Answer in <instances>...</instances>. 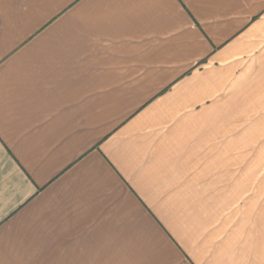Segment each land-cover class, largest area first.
<instances>
[{
    "label": "crops",
    "instance_id": "obj_1",
    "mask_svg": "<svg viewBox=\"0 0 264 264\" xmlns=\"http://www.w3.org/2000/svg\"><path fill=\"white\" fill-rule=\"evenodd\" d=\"M0 264H264V0H0Z\"/></svg>",
    "mask_w": 264,
    "mask_h": 264
}]
</instances>
